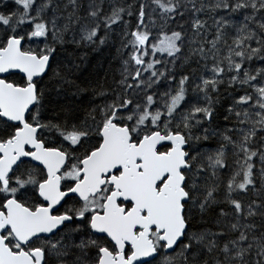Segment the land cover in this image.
Returning a JSON list of instances; mask_svg holds the SVG:
<instances>
[{
	"label": "snow or ice",
	"instance_id": "snow-or-ice-1",
	"mask_svg": "<svg viewBox=\"0 0 264 264\" xmlns=\"http://www.w3.org/2000/svg\"><path fill=\"white\" fill-rule=\"evenodd\" d=\"M0 264H264V0H0Z\"/></svg>",
	"mask_w": 264,
	"mask_h": 264
},
{
	"label": "trees",
	"instance_id": "trees-1",
	"mask_svg": "<svg viewBox=\"0 0 264 264\" xmlns=\"http://www.w3.org/2000/svg\"><path fill=\"white\" fill-rule=\"evenodd\" d=\"M118 66V65H117Z\"/></svg>",
	"mask_w": 264,
	"mask_h": 264
}]
</instances>
